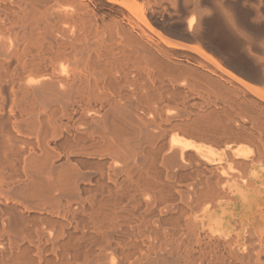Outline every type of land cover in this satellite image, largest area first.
Here are the masks:
<instances>
[{"label":"bare ground","instance_id":"bare-ground-1","mask_svg":"<svg viewBox=\"0 0 264 264\" xmlns=\"http://www.w3.org/2000/svg\"><path fill=\"white\" fill-rule=\"evenodd\" d=\"M0 264H264V0H0Z\"/></svg>","mask_w":264,"mask_h":264}]
</instances>
